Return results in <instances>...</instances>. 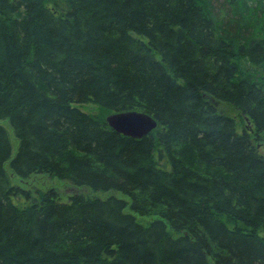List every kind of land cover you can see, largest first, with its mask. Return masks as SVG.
<instances>
[{"label":"trees","instance_id":"16d2710c","mask_svg":"<svg viewBox=\"0 0 264 264\" xmlns=\"http://www.w3.org/2000/svg\"><path fill=\"white\" fill-rule=\"evenodd\" d=\"M263 135L264 0H0V264H264Z\"/></svg>","mask_w":264,"mask_h":264},{"label":"rangeland","instance_id":"374dc122","mask_svg":"<svg viewBox=\"0 0 264 264\" xmlns=\"http://www.w3.org/2000/svg\"><path fill=\"white\" fill-rule=\"evenodd\" d=\"M78 107L87 113H93V114L103 116V117L109 114V111H107L105 108H103L102 106H99L98 104H94V103L82 104V105H79ZM219 108L223 110L224 112L235 116V118L237 119L240 125L246 124V119H244V117L241 114L235 111L232 106L221 102L219 104ZM17 142L18 141L12 135V143H13L14 149H16L17 147ZM259 146L261 150L264 152V138L261 141ZM12 182L24 187L27 190H30L32 194H35L38 191L46 190L48 188H52V187L56 188L63 200H66L69 197V195L73 194L74 192H77L80 190H83L85 192L88 191L82 188L78 189L74 186H71L69 183H67L64 180H59L57 178H53L45 174H33L27 179H21V178L12 176ZM102 196H105V194H103Z\"/></svg>","mask_w":264,"mask_h":264},{"label":"water","instance_id":"95a60500","mask_svg":"<svg viewBox=\"0 0 264 264\" xmlns=\"http://www.w3.org/2000/svg\"><path fill=\"white\" fill-rule=\"evenodd\" d=\"M107 121L116 131L134 138L148 135L157 126L154 117L138 110L111 113Z\"/></svg>","mask_w":264,"mask_h":264},{"label":"bare ground","instance_id":"6f19581e","mask_svg":"<svg viewBox=\"0 0 264 264\" xmlns=\"http://www.w3.org/2000/svg\"><path fill=\"white\" fill-rule=\"evenodd\" d=\"M126 111H129V110H126ZM114 112H116V111H114ZM114 112H112V113H114ZM117 112H122V111H117ZM111 113H109L107 116H106V122L108 123V121H107V117L110 115ZM153 117V116H152ZM156 120V119H155ZM157 121V120H156ZM108 125L110 126V124L108 123ZM111 127V126H110ZM157 127V126H156ZM111 128H113V127H111ZM114 129V128H113ZM155 129V128H154ZM115 130V129H114ZM116 131V130H115ZM118 132V131H117ZM120 133V132H119ZM122 134V133H121ZM124 135V134H123Z\"/></svg>","mask_w":264,"mask_h":264}]
</instances>
